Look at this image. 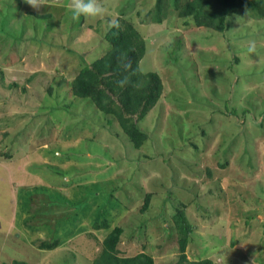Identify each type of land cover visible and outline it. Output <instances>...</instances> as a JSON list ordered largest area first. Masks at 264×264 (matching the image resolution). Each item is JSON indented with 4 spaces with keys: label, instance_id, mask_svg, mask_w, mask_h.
<instances>
[{
    "label": "rangeland",
    "instance_id": "374dc122",
    "mask_svg": "<svg viewBox=\"0 0 264 264\" xmlns=\"http://www.w3.org/2000/svg\"><path fill=\"white\" fill-rule=\"evenodd\" d=\"M70 2L37 12L0 0V264H91L84 230L117 213L120 255L176 264L169 225L182 203L187 259L264 264V19L240 11L215 32L182 26L171 8L148 21L156 0H99L103 17L73 20ZM120 16L145 39L140 71L163 83L139 149L70 88ZM39 235L60 245L41 250Z\"/></svg>",
    "mask_w": 264,
    "mask_h": 264
},
{
    "label": "trees",
    "instance_id": "16d2710c",
    "mask_svg": "<svg viewBox=\"0 0 264 264\" xmlns=\"http://www.w3.org/2000/svg\"><path fill=\"white\" fill-rule=\"evenodd\" d=\"M170 8L182 20V26L215 32L228 29L229 17L240 11H245L250 19H264V0H156L153 10L147 14L148 21L161 24L170 13ZM114 21L119 22V28L110 26ZM109 24L102 35L108 44L107 51L90 64L85 62L71 81V93L74 97L91 102L105 115L107 123L115 122L133 147L139 149L147 135L140 130L138 123L160 100L163 83L157 72L144 74L139 69L146 44L132 20L120 16L109 20ZM24 91L27 90L24 88ZM149 195L146 197L149 198ZM186 207L182 203L180 209H175L174 216L170 217L173 224L169 225V230L177 234L179 257L176 264H213L209 259H187L186 247L192 228L186 220ZM146 208L147 200L141 211L144 212ZM111 212H115V209ZM117 214L112 216V220L107 216L92 219V233L86 234L90 236L89 242H92V250L96 252L91 264H154V258L143 251L132 256L120 255L119 246L124 231L114 224ZM35 241L39 249L46 251H52L60 245L59 241L47 242L40 238Z\"/></svg>",
    "mask_w": 264,
    "mask_h": 264
},
{
    "label": "clouds",
    "instance_id": "9594fccd",
    "mask_svg": "<svg viewBox=\"0 0 264 264\" xmlns=\"http://www.w3.org/2000/svg\"><path fill=\"white\" fill-rule=\"evenodd\" d=\"M24 2L31 6L35 11L39 12L45 6L44 0H24ZM69 8L72 12V19L79 20L81 17L85 19H97L103 17L105 9L99 0H71ZM111 27L119 28V22L114 21ZM248 53L256 52L255 41H250L247 49Z\"/></svg>",
    "mask_w": 264,
    "mask_h": 264
},
{
    "label": "crops",
    "instance_id": "0c3cea01",
    "mask_svg": "<svg viewBox=\"0 0 264 264\" xmlns=\"http://www.w3.org/2000/svg\"><path fill=\"white\" fill-rule=\"evenodd\" d=\"M68 160V159H67ZM25 164V163H24ZM91 224L92 223H90V225L84 230V232H85V234H87V233H92V231H91ZM33 232V230H31V233ZM98 232V231H97ZM38 238H41V236L39 235V237Z\"/></svg>",
    "mask_w": 264,
    "mask_h": 264
}]
</instances>
